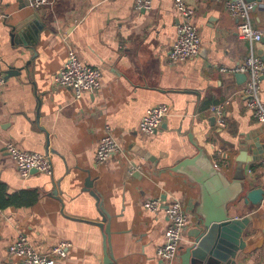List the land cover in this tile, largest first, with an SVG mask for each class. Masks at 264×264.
<instances>
[{"label": "crops", "instance_id": "1", "mask_svg": "<svg viewBox=\"0 0 264 264\" xmlns=\"http://www.w3.org/2000/svg\"><path fill=\"white\" fill-rule=\"evenodd\" d=\"M183 1L195 10L201 52L173 64L168 57L180 20L175 0H152L149 11L136 10L137 0H52L41 10L26 0H0V75L6 80L0 93V186L10 196L38 195L30 207L0 211V264H20L8 253L20 237L44 255L69 242L60 264H165L157 252L168 218L143 208L152 198L181 201L190 216L175 263L182 264L198 233L202 195L199 184L174 169L198 148L227 178L231 192L240 178L249 189H264V145L255 157L260 160L238 162L245 143L264 144V126L241 94L245 83L220 71L251 55L264 59V38H239L224 3ZM251 25L264 30V0L253 9ZM70 50L102 71L99 92L76 99L71 90L55 87L53 78ZM261 97L264 102V79ZM163 104L170 114L162 128L153 136L141 133L147 110ZM218 105L226 106L225 128L212 121L210 109ZM107 128L122 150L98 165ZM7 142L49 154L53 175L20 178L5 152ZM244 155L254 159L249 150ZM132 166L141 172L130 175ZM228 214L252 218L243 234L246 247L230 264H264V203L249 207L240 196Z\"/></svg>", "mask_w": 264, "mask_h": 264}, {"label": "built area", "instance_id": "2", "mask_svg": "<svg viewBox=\"0 0 264 264\" xmlns=\"http://www.w3.org/2000/svg\"><path fill=\"white\" fill-rule=\"evenodd\" d=\"M119 1V0H111ZM212 3H224L228 14L237 21L236 32L239 38L250 42H261L264 30L254 29L251 25L252 3L246 0H202ZM28 6L34 10H41L52 3V0H26ZM175 9L179 15L177 36L169 52V61L173 64L187 63L198 58L201 52L200 31L195 24V10L183 0H175ZM136 10L149 11L152 9V0H137ZM220 71L229 75L245 74L247 81L241 94L247 97V104L253 112L255 120L264 126V102L261 97V83L264 79V59L249 56L233 68H221ZM103 74L99 68L84 64L75 51L70 50L68 60L62 70L53 78L56 88L71 90L76 99L84 94H95L102 88ZM6 84L5 77L0 75V93ZM228 103V102H226ZM226 105V104H225ZM225 105L211 107L210 111L216 118L219 128H225ZM170 114L167 105H158L147 110L140 122L141 133L153 136L164 125ZM122 148L112 134L106 129L96 152V164L108 163ZM5 152L15 165L22 179H28L33 174L53 175V162L49 154L26 151L13 142L5 144ZM139 166H132L129 174L141 172ZM251 174V171L249 170ZM143 208L153 214L165 213L168 226L164 232V242L158 249V256L165 264H175L179 257V250L183 242L190 216L181 201H172L166 204L161 198L148 199L143 202ZM72 245L69 242L58 243L49 255L38 253L31 243L24 237L18 238L9 246L8 253L19 259L20 264H60L65 260Z\"/></svg>", "mask_w": 264, "mask_h": 264}, {"label": "water", "instance_id": "3", "mask_svg": "<svg viewBox=\"0 0 264 264\" xmlns=\"http://www.w3.org/2000/svg\"><path fill=\"white\" fill-rule=\"evenodd\" d=\"M246 1L252 3L254 8H258V5L262 3V0ZM235 76L242 84L246 83L247 75L236 74ZM212 121L215 123L216 118ZM261 141L253 144L245 143L240 148L243 155L238 162L243 164L258 160L259 158L255 157L261 154V145H264L260 143ZM248 150L252 152L254 159H247L244 155ZM238 171L243 172L242 167H239ZM174 172L184 174L191 181L199 184L202 195L201 204L196 212L200 218L198 233L194 235V244L188 247L183 254L182 264H207L208 260H218L224 264L232 263L237 253L246 247L243 234L252 218L250 216L242 219L231 218L228 214L229 206L243 196L246 206L261 207L264 203V189H249V182L240 178L234 181L235 191L231 192L228 189L230 184L227 178L217 170L199 148L195 157L178 164ZM204 249L208 250L207 256L202 255ZM219 250H223L224 254L220 255Z\"/></svg>", "mask_w": 264, "mask_h": 264}, {"label": "trees", "instance_id": "4", "mask_svg": "<svg viewBox=\"0 0 264 264\" xmlns=\"http://www.w3.org/2000/svg\"><path fill=\"white\" fill-rule=\"evenodd\" d=\"M38 195L35 191H24L10 196L4 186H0V211L10 207H30L36 203Z\"/></svg>", "mask_w": 264, "mask_h": 264}]
</instances>
